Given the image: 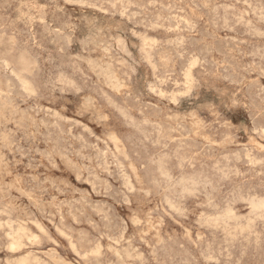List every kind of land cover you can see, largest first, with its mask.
I'll use <instances>...</instances> for the list:
<instances>
[{"label":"rangeland","instance_id":"obj_1","mask_svg":"<svg viewBox=\"0 0 264 264\" xmlns=\"http://www.w3.org/2000/svg\"><path fill=\"white\" fill-rule=\"evenodd\" d=\"M263 16L0 0V264H264Z\"/></svg>","mask_w":264,"mask_h":264},{"label":"bare ground","instance_id":"obj_2","mask_svg":"<svg viewBox=\"0 0 264 264\" xmlns=\"http://www.w3.org/2000/svg\"><path fill=\"white\" fill-rule=\"evenodd\" d=\"M166 1V0H165ZM14 2V1H13ZM67 3V2H66ZM73 3V2H72ZM121 3V2H120ZM115 4V3H114ZM79 5V4H78ZM124 5V4H123ZM133 5V4H132ZM163 6V5H162ZM137 7V6H136ZM94 8H96V7H94ZM174 8V7H173ZM139 9V8H138ZM144 9V8H143ZM167 9V8H166ZM157 10V9H156ZM174 10V9H173ZM214 10V9H213ZM2 11H4L3 9H2ZM170 12V11H169ZM7 13V12H6ZM132 13H134V12H132ZM122 14V13H121ZM120 14V15H121ZM114 16V15H113ZM175 16V15H174ZM177 16V15H176ZM172 17V16H171ZM254 17V16H253ZM264 17V16H263ZM57 18V17H56ZM239 18V17H238ZM95 20V19H94ZM68 21V20H67ZM56 22V21H55ZM59 23V22H58ZM168 23V22H167ZM170 23V22H169ZM159 24V23H158ZM248 24V23H247ZM155 25V24H154ZM177 25V24H176ZM151 26V25H150ZM157 27V26H156ZM64 28V27H63ZM106 28V27H105ZM152 28V27H151ZM177 28V27H176ZM121 29V28H120ZM66 30V29H65ZM171 31V30H170ZM240 31V30H239ZM23 33V32H22ZM60 33V32H59ZM172 33V32H171ZM174 33V32H173ZM180 33V32H179ZM30 36V35H29ZM178 37V36H177ZM151 38V37H150ZM155 38V37H154ZM31 39V38H30ZM183 39V38H182ZM69 40V39H68ZM149 41H151V40H149ZM179 41H181V40H179ZM33 43V42H32ZM114 43V42H113ZM165 44V43H164ZM39 46V45H38ZM144 47V46H143ZM55 49V48H54ZM143 51V50H142ZM150 52V51H149ZM148 52V53H149ZM88 53V52H87ZM147 56V55H146ZM150 56H152V55H150ZM106 57V56H105ZM108 59V58H107ZM176 59V58H175ZM5 61V60H4ZM70 62V61H69ZM8 63V62H7ZM141 63V62H140ZM150 65V64H149ZM7 66V65H6ZM154 67V66H153ZM12 70V69H11ZM156 71V70H155ZM190 74V73H189ZM12 75V74H11ZM20 77V76H19ZM155 77V76H154ZM153 79V78H152ZM190 79V78H189ZM19 80V79H18ZM25 80V79H24ZM65 81V80H64ZM73 81V80H72ZM21 82V81H20ZM168 82V81H167ZM24 83V82H23ZM106 83V82H105ZM160 83V82H159ZM60 84V83H59ZM117 84V83H116ZM182 84V83H181ZM62 85V84H61ZM65 85V84H64ZM149 85V84H148ZM194 85V84H193ZM75 86V85H74ZM150 86V85H149ZM166 86V85H165ZM23 87V86H22ZM153 87V86H152ZM193 87V86H192ZM25 88H26V86H25ZM30 88V87H29ZM112 88V87H111ZM160 89V88H159ZM24 90V89H23ZM78 90V89H77ZM76 90V91H77ZM152 90V89H151ZM150 90V91H151ZM63 91V90H62ZM190 91V90H189ZM188 91V92H189ZM145 93V92H144ZM159 93V92H158ZM31 94V93H30ZM161 94V93H160ZM171 94V93H170ZM181 94V93H180ZM183 94V93H182ZM186 94H187V92H186ZM175 95V94H174ZM183 96V95H182ZM173 97V96H172ZM116 107V106H115ZM118 108V107H117ZM49 109V108H48ZM104 110V109H103ZM111 111V110H110ZM123 111V110H122ZM120 112V111H119ZM112 113V112H111ZM56 114V113H55ZM113 116V115H112ZM60 119H61V117H60ZM117 119V118H116ZM130 119V118H129ZM71 120H73V119H71ZM98 121V120H97ZM78 122V121H77ZM136 122V121H135ZM139 124V123H138ZM84 126V125H83ZM136 126V125H135ZM59 128V127H58ZM89 128V127H88ZM130 128V127H129ZM134 128V127H133ZM84 130V129H83ZM199 130V129H198ZM261 131V130H260ZM264 131V130H263ZM103 132V131H102ZM92 133V132H91ZM160 133V132H159ZM132 134V133H131ZM89 135V134H88ZM82 136V135H81ZM264 136V135H263ZM185 137V136H184ZM83 138V137H82ZM190 138V137H189ZM221 138V137H220ZM130 139V138H129ZM175 140V139H174ZM152 141V140H151ZM171 141V140H170ZM88 143V142H87ZM103 143V142H102ZM183 144V143H182ZM152 145V144H151ZM108 146V145H107ZM141 148V147H140ZM110 150V149H109ZM112 153V152H111ZM33 154H35V153H33ZM247 155V154H246ZM249 155V154H248ZM114 156V155H113ZM163 156H165V155H163ZM227 156V155H226ZM233 156V155H232ZM234 156H235V154H234ZM248 158V157H247ZM237 160V159H236ZM162 162V161H161ZM218 162V161H217ZM253 162V161H252ZM258 164V163H257ZM162 166V165H161ZM99 168V167H98ZM161 169V168H160ZM216 170V169H215ZM223 170V169H222ZM164 172V171H163ZM166 172V171H165ZM164 172V173H165ZM237 172V171H236ZM161 173H162V171H161ZM218 173V172H217ZM221 173V172H220ZM162 175H163V173H162ZM165 175V174H164ZM221 175H223L222 173H221ZM76 176V175H75ZM161 176V175H160ZM170 176V175H169ZM165 177V176H164ZM171 177V176H170ZM16 178V177H15ZM189 179V178H188ZM191 179V178H190ZM87 181V180H86ZM181 181V180H180ZM186 181V180H185ZM189 181V180H188ZM85 182V181H84ZM174 183V182H173ZM184 183V182H183ZM182 183V184H183ZM188 183V182H187ZM207 183H208V181H207ZM176 184V183H175ZM195 184V183H194ZM193 184V185H194ZM204 184V183H203ZM181 185V184H180ZM196 185V184H195ZM199 185H200V183H199ZM205 186V185H204ZM159 187V186H158ZM182 187V186H181ZM206 187V186H205ZM207 187H208V185H207ZM94 188V187H93ZM92 188V189H93ZM83 189V188H82ZM187 189H188V187H187ZM203 189V188H202ZM186 190V189H185ZM198 191V190H197ZM205 191V190H204ZM208 191V190H207ZM178 192V191H177ZM183 192V191H182ZM188 192V191H187ZM192 192V191H191ZM235 192V191H234ZM174 193V192H173ZM176 193V192H175ZM179 193V192H178ZM189 193V192H188ZM208 193V192H207ZM186 195V194H185ZM181 196V195H180ZM82 198V197H81ZM177 198V197H176ZM26 199V198H25ZM83 199V198H82ZM207 199V198H206ZM242 200V199H241ZM247 200V199H246ZM240 201V200H239ZM243 201V200H242ZM251 201V200H250ZM262 202V201H261ZM209 203V202H208ZM251 203V202H250ZM256 203V202H255ZM259 203V202H258ZM210 205V204H209ZM239 205V204H238ZM250 205V204H249ZM259 205V204H258ZM260 206H262L261 204H260ZM259 207V206H258ZM175 208V207H174ZM229 208H230V206H229ZM180 209V208H179ZM178 209V210H179ZM259 209V208H258ZM225 210V209H224ZM227 210V209H226ZM232 210V209H231ZM254 210V209H253ZM5 212V211H4ZM231 212V211H230ZM183 213V212H182ZM219 213V212H218ZM224 213V212H223ZM251 213V212H250ZM6 214V213H5ZM228 214V213H227ZM9 215V214H8ZM194 216V215H193ZM217 216V215H216ZM229 216V215H228ZM242 216V215H241ZM249 216V215H248ZM181 217V216H180ZM229 218V217H228ZM256 218H257V216H256ZM262 218V217H261ZM9 219H10V217H9ZM204 219V218H203ZM231 219H233V218H231ZM235 219V218H234ZM47 220V219H46ZM75 220V219H74ZM199 220H201V218L199 219ZM226 220H228V219H226ZM248 220V219H247ZM264 220V219H263ZM10 221V220H9ZM219 221V220H218ZM235 221H237V220H235ZM23 222V221H22ZM51 222V221H50ZM211 222V221H210ZM224 222V221H223ZM222 222V223H223ZM249 222V221H248ZM254 222V221H253ZM13 223V222H12ZM24 223V222H23ZM36 223V222H35ZM124 223V222H123ZM209 223V222H208ZM220 223H221V220H220ZM255 223V222H254ZM19 224V223H18ZM214 224V223H213ZM5 225V224H4ZM254 225V224H253ZM252 225V226H253ZM21 226V225H20ZM218 226V225H217ZM202 227V226H201ZM24 228V227H23ZM208 228V227H207ZM18 229V228H17ZM55 229V228H54ZM228 229V228H227ZM242 229V228H241ZM60 230V229H59ZM232 230V229H231ZM23 231H25V230H23ZM222 231V230H221ZM11 233V232H10ZM21 233V232H20ZM30 233V232H29ZM40 233V232H39ZM242 233V232H241ZM12 234V233H11ZM17 234V233H16ZM66 234V233H65ZM6 235V234H5ZM8 236H9V234H8ZM11 237V236H10ZM15 237V236H14ZM18 237V236H17ZM25 237V236H24ZM42 237H43V235H42ZM65 237V236H64ZM8 238V237H7ZM34 238V237H33ZM68 238V237H67ZM232 238V237H231ZM49 239V238H48ZM19 240V239H18ZM38 240V239H37ZM256 240V239H255ZM16 241V240H15ZM71 241V240H70ZM120 241V240H119ZM20 242V241H19ZM17 243V242H16ZM28 243V242H27ZM13 245H14V242L12 243ZM12 245V246H13ZM41 246V245H40ZM13 247H16V246H13ZM64 247V246H63ZM219 247V246H218ZM18 249V248H17ZM16 249V250H17ZM215 251V250H214ZM213 251V252H214ZM13 252V251H12ZM119 253V252H118ZM46 254V253H45ZM99 255V254H98ZM217 255V254H216ZM50 256V255H49ZM115 257V256H114ZM117 257V256H116ZM81 258V257H80ZM129 258V257H128ZM22 259V258H21ZM26 259V258H25ZM24 259V260H25ZM96 259V258H95ZM216 259V258H215ZM27 260V259H26ZM33 261V260H32ZM41 261V260H40ZM39 261V262H40ZM12 262H14V261H12ZM21 262V261H20ZM26 262H28V261H26ZM26 262H24V263H26ZM37 262V261H36ZM42 262V261H41ZM44 262V261H43ZM42 262V263H43ZM21 263H23V262H21ZM38 264H40V263H38Z\"/></svg>","mask_w":264,"mask_h":264}]
</instances>
